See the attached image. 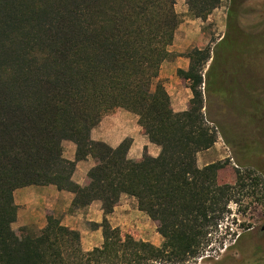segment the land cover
<instances>
[{
  "label": "trees",
  "instance_id": "trees-1",
  "mask_svg": "<svg viewBox=\"0 0 264 264\" xmlns=\"http://www.w3.org/2000/svg\"><path fill=\"white\" fill-rule=\"evenodd\" d=\"M195 1L204 17L219 0ZM175 5L0 0V264H187L238 201L245 180L219 185L218 165L199 170L197 159L215 144L217 131L234 144V155L243 152L241 160L234 156L239 166L254 168L264 155V136L256 135L264 120V89L249 87L247 106L234 110L231 104L242 94V68L255 55L248 51L252 45L237 44L262 33L241 30L235 15L214 50L194 49L189 70L179 72L192 107L176 113L158 87L179 26ZM115 109L140 117L149 142L161 149L159 157L145 153L132 161L131 143L113 149L92 141V131ZM65 142L77 146L79 159L96 161L85 187L71 180L75 166L63 157ZM49 185L74 194L75 210L99 198L106 215L122 195L136 199L157 222L162 246L123 238L107 222L103 246L90 252L60 219H48L43 229L15 231L14 192Z\"/></svg>",
  "mask_w": 264,
  "mask_h": 264
},
{
  "label": "rangeland",
  "instance_id": "rangeland-1",
  "mask_svg": "<svg viewBox=\"0 0 264 264\" xmlns=\"http://www.w3.org/2000/svg\"><path fill=\"white\" fill-rule=\"evenodd\" d=\"M175 1L179 26L172 46L169 48L170 56L161 66L158 87L161 86L168 93L169 107L174 112L181 113L177 111L183 109L182 112H187L191 109L192 93L188 89L187 81L179 75V72L185 71L183 70L185 65L188 66L187 71L189 70V57L194 49L210 47L214 50L225 37L230 0H219L218 3L212 5L214 9L204 17L205 12H199L202 10V5H198L195 0L191 1L195 4L194 8L190 5V0ZM239 3L242 5L238 19L240 29L245 32L261 31L259 25L264 21V0H241ZM245 41L238 43V47L246 48L252 45L253 47L248 51L249 54L255 53V55L251 61L245 62L242 68V82L240 83L242 85L239 87L242 94L240 97H232L231 104L234 110H237L240 105H249L250 101L247 97L249 87L256 86L264 89V36L249 35ZM255 47L259 48L258 52H254ZM174 67L178 68L177 71H174ZM236 67L237 64L230 66L233 70ZM119 113L130 114L133 119H136L141 133L147 137L139 124L140 117L133 112L126 109H115L105 117ZM126 123L129 127V122L126 121ZM256 135L257 137L264 136V120L261 121L260 130ZM227 140L217 131L215 144L208 151L198 155L197 168L203 170L207 166L217 164L219 185L235 186L239 180H245L246 188L242 192H239L240 189L237 191L238 201H232L229 204V213H226L220 220L216 229H210V235L203 244L199 257L190 260L187 264H246L239 253L234 251V245L239 236L255 232L264 225V155L255 162L254 168L239 166L234 159V144ZM130 143L131 141L127 140V144L130 145ZM152 222L158 231L157 222ZM14 230L19 229L15 226Z\"/></svg>",
  "mask_w": 264,
  "mask_h": 264
},
{
  "label": "crops",
  "instance_id": "crops-1",
  "mask_svg": "<svg viewBox=\"0 0 264 264\" xmlns=\"http://www.w3.org/2000/svg\"><path fill=\"white\" fill-rule=\"evenodd\" d=\"M187 68L188 66L185 65L183 70L187 71ZM174 69L177 71L178 68L174 67ZM182 111L184 110L177 112ZM126 121L129 122V127ZM91 139L94 142L105 143L113 149L121 147L124 142L130 140L128 159L132 161L142 159L145 153L154 158L161 153L160 149L152 145L141 133L136 119H133L130 114L119 113L105 117L97 129L92 131ZM63 157L75 166L71 180L85 187L87 176L95 167L96 161L92 157L79 159L78 148L72 142L63 144ZM14 201L18 207V218L13 229L15 226L17 229L31 226L43 229L48 219H60L64 227L80 234L82 249L85 252L103 246L105 222L112 229H118L123 238L131 236L156 247H161L163 244V238L155 224L139 210L136 199L125 195L120 197L109 215L105 214L99 198L95 199L91 205L75 210L73 208L75 195L59 190L53 185L18 189L14 192Z\"/></svg>",
  "mask_w": 264,
  "mask_h": 264
},
{
  "label": "flooded vegetation",
  "instance_id": "flooded-vegetation-1",
  "mask_svg": "<svg viewBox=\"0 0 264 264\" xmlns=\"http://www.w3.org/2000/svg\"><path fill=\"white\" fill-rule=\"evenodd\" d=\"M239 2H241V0H230V6L227 13V24L228 21L235 15L237 16V19H239L242 7L241 3ZM259 28L261 30L260 32L262 33L261 37H263L264 21L259 25ZM235 155L236 159L237 156L239 159L244 156L241 150L236 152ZM233 249L239 253L246 264H264V225L258 228L255 232H250L239 236L238 241L235 243Z\"/></svg>",
  "mask_w": 264,
  "mask_h": 264
}]
</instances>
